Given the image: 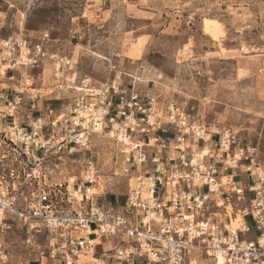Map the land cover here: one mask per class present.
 <instances>
[{"label": "built area", "instance_id": "2783aa9c", "mask_svg": "<svg viewBox=\"0 0 264 264\" xmlns=\"http://www.w3.org/2000/svg\"><path fill=\"white\" fill-rule=\"evenodd\" d=\"M0 48L13 57L11 69L49 57L43 41L30 48L22 38H0ZM51 59L58 75L67 72L66 112L34 117L38 104L30 99L31 114L21 121V95L0 110V264L17 231L33 264H264L257 149L231 128L210 130L174 102L162 111L158 96L115 81L96 84L68 58ZM95 138L120 148L128 181L120 207L101 204L92 190L99 178ZM204 148L209 153L201 156ZM85 153L81 183L55 182L66 158ZM233 219H240L236 228ZM102 238L117 244L110 249Z\"/></svg>", "mask_w": 264, "mask_h": 264}, {"label": "rangeland", "instance_id": "374dc122", "mask_svg": "<svg viewBox=\"0 0 264 264\" xmlns=\"http://www.w3.org/2000/svg\"><path fill=\"white\" fill-rule=\"evenodd\" d=\"M208 20L220 25L218 40L206 32ZM0 38H22L30 48L43 41L49 54L37 67L11 69L13 57L0 48V110L5 100L23 96L21 121L31 114L30 99L38 104L34 117L47 109L66 112L67 72L58 75L51 59L59 55L96 84L115 81L158 96L162 111L174 102L210 130L233 129L257 149L264 168V0H0ZM118 148L108 138L91 146L102 180L100 203L114 207L125 202L128 184ZM88 156L66 158L55 182L81 183ZM8 241L9 260L1 264H33L20 232ZM102 242L110 249L117 244Z\"/></svg>", "mask_w": 264, "mask_h": 264}, {"label": "bare ground", "instance_id": "6f19581e", "mask_svg": "<svg viewBox=\"0 0 264 264\" xmlns=\"http://www.w3.org/2000/svg\"><path fill=\"white\" fill-rule=\"evenodd\" d=\"M205 29H206V32L209 33L211 35V37L214 38L215 40H218L219 39V36L222 34V29H221L220 25L218 23H215L214 21H210V20L206 21L205 22ZM98 129L100 130V126L98 127ZM118 151H119V156H120V148H118ZM208 153H209L208 149L207 148H204L201 156L207 155ZM195 162H196V160H195ZM96 181H97V186H94L92 188V190H93L94 193L99 194L102 191L101 190V188H102V185H101V181H102L101 180V177H99L98 179H96ZM223 181H224V183H227V182H229V179H227L226 177H224L223 178ZM71 182L74 183L75 182V179L74 178H71ZM239 221H240V219H237V220H234L233 219V222H232L233 224L232 225H233L234 228H236V227L239 226Z\"/></svg>", "mask_w": 264, "mask_h": 264}]
</instances>
